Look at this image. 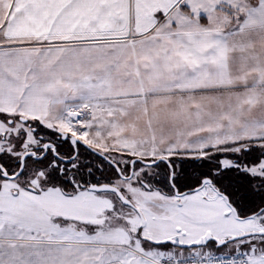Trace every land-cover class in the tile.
<instances>
[{
  "label": "snow or ice",
  "instance_id": "obj_1",
  "mask_svg": "<svg viewBox=\"0 0 264 264\" xmlns=\"http://www.w3.org/2000/svg\"><path fill=\"white\" fill-rule=\"evenodd\" d=\"M0 264H264V0H0Z\"/></svg>",
  "mask_w": 264,
  "mask_h": 264
}]
</instances>
